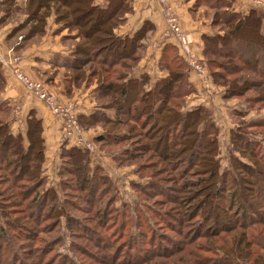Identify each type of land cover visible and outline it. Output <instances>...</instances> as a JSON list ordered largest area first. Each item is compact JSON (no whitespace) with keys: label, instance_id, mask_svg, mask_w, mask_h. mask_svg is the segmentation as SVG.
I'll use <instances>...</instances> for the list:
<instances>
[{"label":"rangeland","instance_id":"1","mask_svg":"<svg viewBox=\"0 0 264 264\" xmlns=\"http://www.w3.org/2000/svg\"><path fill=\"white\" fill-rule=\"evenodd\" d=\"M35 1L0 0V32L2 28L12 27L10 37L6 39L11 51L17 54L12 67L26 76L29 75L18 67L23 48L15 50L14 46L23 41V35L39 27L41 18L45 19L42 23L45 30L30 34L24 45L27 47L42 41L49 28L51 34L59 38L62 48L71 51L69 54L74 59L79 63L86 61L82 68L76 70L64 66L62 61L66 56L58 54L56 61L59 62L52 67L54 75L61 73L65 77L66 90L83 93L91 88V97L95 91L92 87L98 89L101 83L118 81V74L136 68L146 58L147 48L157 44L153 39L156 27L149 20L151 26L145 38L137 42L136 54L131 55L133 59L113 56V48L110 51V47L99 48L97 53L101 58L103 55L109 59L115 57L113 59L118 62L113 65L108 79L88 78V69L101 67L102 61H92V54L75 53L76 45L83 38L78 27L82 33L89 24L82 22L75 27L71 21L74 23L75 17L84 10L73 1L64 2V5L59 3L61 9L58 11L59 5L50 3V8L40 7L38 16L36 13L27 22V27L16 32L15 28L26 19L25 13H34L35 9L30 10L29 7ZM102 1L106 7L111 2H118ZM122 1L124 9L110 19L111 23L119 20L117 17L125 18L119 25L120 30L127 29L138 20L131 16L135 0ZM167 1L178 15L175 1ZM177 1L184 4V0ZM252 1L257 8H245L236 0H194L189 11L194 19L205 20L212 25L216 31L211 34L213 36L228 30L220 21L230 16L232 11V14H239L238 20L256 9L255 12L263 17L260 29L264 33V0ZM58 15L62 16L61 20H58ZM117 35L124 36L122 33ZM190 49L202 64V72L198 74L201 86L196 76L193 78L196 83L189 80L186 63L175 69V73L183 69L185 72L173 83L179 97L167 103L161 114L170 115L171 108L179 113L201 108V114L192 126L181 131L185 125L178 122L175 127L183 128L180 131L172 129L171 138H168L165 129L156 127V124L151 126L152 115L147 124L140 125L144 115L156 106L146 99L134 102L130 108L133 114L143 111L138 122L123 113L127 125L110 124L104 119L86 122L79 118L77 110H73L67 121L72 116L76 124L70 123L72 127L68 130L71 131L70 138L78 139L79 144L67 148H75L71 153H66L64 148L50 161L44 153L42 168L37 169L36 174L35 169L30 171L36 177L27 174L23 179L17 177V180L15 174L18 170H10L5 162H0V227L6 228L4 236L0 237V264L259 263L257 258L259 255L264 257V248L249 241L247 234L264 244V43L256 45L253 41L233 38L224 50L227 53L230 49L235 51L233 57L215 52L208 43L203 51L204 60L192 47ZM166 53L162 56L165 62L179 54L175 49ZM136 55L138 58L135 60ZM176 63L182 65L183 61L176 60ZM84 73V78H76ZM33 79L44 83L60 104L75 106L71 101L61 102L55 86L45 77ZM232 82H240L241 85ZM147 84L148 80L144 87ZM244 84L246 88H240ZM106 99L110 96L100 99L107 104L101 105L98 99L95 104L105 109H115L117 103L123 105ZM55 115L65 121L61 130L64 137L66 117ZM8 116L9 112L2 105L0 120L4 121ZM166 122L158 124L165 126ZM41 130L43 135V124ZM198 130L203 133L201 143H197L199 139L194 132ZM179 132H185L187 137L181 135L177 145L170 146L173 136ZM101 134L102 137H98ZM192 150H196L195 153L190 152ZM211 165L216 169L214 176L209 174ZM202 177L206 180L200 184L198 180ZM13 179L18 181L16 186L12 184ZM37 180L41 184L35 192L24 195L23 191ZM237 187L242 190L243 201L252 202L249 210H245L247 212L236 207L238 202L230 207L232 197L229 192ZM218 189L225 193L224 197L216 195ZM238 222L248 226L241 229ZM240 233L247 234L240 238ZM259 264H264V261Z\"/></svg>","mask_w":264,"mask_h":264},{"label":"trees","instance_id":"2","mask_svg":"<svg viewBox=\"0 0 264 264\" xmlns=\"http://www.w3.org/2000/svg\"><path fill=\"white\" fill-rule=\"evenodd\" d=\"M71 1L76 2L77 5L80 6L79 8L84 10L82 11L81 14L75 17L74 23L72 21L71 23L76 25L75 27H77L78 25H81L82 22H87V24H89L88 29H84L82 33H81L82 30L80 31V27H78L80 35H82L83 38L82 40H80V43L76 45L75 53L82 52V54L87 55V56H90L92 54L94 56V59H92V61L96 62V60L98 59H99V62L102 61L100 62L101 67L100 66L97 68L92 67V69L90 67L88 69L89 71L88 78L90 76H98L99 80L108 79L109 73L113 71V65L118 62L114 60L113 58L129 57L130 59H133L131 55L134 54L136 52V49L138 48L137 42L140 41V39L145 38L144 36L146 35L147 30H149L151 26V23L145 22L143 26L140 29H138L136 32L127 33V34H124V36L117 35L115 33V29L119 27V25L125 20V18L117 17L119 18V20L117 19L115 21H112L113 23L112 22L110 23L111 21L110 19L116 12L124 9V6H125L124 1L118 0L117 3L111 2L109 4V7H103L102 4H97L95 3L94 0H50V1L36 0L34 4L32 5L30 4V7H29V9L30 8L35 9L34 13H31V12L25 13L26 19H24V21H22L20 25L15 28L16 32L18 30L23 29L24 27H27V24H28L27 22L31 20L32 17L35 16L36 13L38 16L40 7L44 8L47 6L48 8H50V3L56 2L59 5L58 9L56 8L58 11L59 9H61L60 4L64 5V2H71ZM33 5L34 7H32ZM255 11L256 9H253L252 11H250V13H248V15L247 14H245L244 16L242 15L241 18L238 20H237V17L239 15L238 13L232 14L233 12L232 11L230 13V16H226V17L224 14L225 18L224 19L222 18L223 20L220 21V23L225 24L228 30H225L223 34H216L213 36L206 35L204 37V41L206 44L205 47L208 46V43H210L215 52H219L220 54L222 53L225 54L227 53V51L226 52L224 51L225 46H228V42L231 41V39L233 38H239V39L243 38L246 41H253L254 43H256V45L257 43H264V33H262L260 29L261 28L260 24H261L263 17L262 15H258ZM46 12L48 13L49 11H46ZM61 18L62 16L58 15V20L59 19L61 20ZM44 20H45L44 18L43 19L41 18V21L39 20L40 22L39 27L30 31V34H35V33H38L39 31L41 32L45 30L46 26L42 25ZM91 22L92 24H90ZM42 27L44 28L42 29ZM30 34L23 35L22 36L23 43L22 42L16 43L14 46V49L19 50V49L24 48L26 46L24 45L25 43L24 40L29 38L31 36ZM99 48L100 49L109 48V50L113 48V50L112 51L110 50V51L115 57L112 58L110 56L112 59L111 58L109 59V57H105V55H103L101 58V55H99L100 53H97ZM230 50L226 55L228 57L232 55L235 56V51L232 52V49ZM205 51H207V48L205 49ZM134 58L136 60L138 56L136 55L134 56ZM176 60L183 61V64L182 65L177 64ZM81 61L79 63L76 59H74L72 62V68H77L76 70H78L79 68H82L86 61L84 60H81ZM171 61L165 62V60L164 61L162 60L163 66L162 64L161 66L165 68L166 70H168L169 74L165 78L158 79L155 85L149 90H147L144 87V82L146 80H149L150 78L149 75L144 74L146 76H143L142 78H136V77L134 78L130 76V74H132L133 72L132 67L128 68V69L131 68L132 69L131 71L130 70L128 72L123 71V73L118 74L119 75L118 81H114L110 83L108 82L101 83V85L98 86V89H96L97 94H98L97 99L99 100V103L101 105L107 104L104 102V100H100L101 99L100 96H102V98L110 96L111 100L115 101L116 103L117 101L119 103L122 102L123 105H120L118 103L117 105L115 104L114 106L116 110L115 119H111V118L109 119L107 118V116L103 114H99L95 118L98 120L104 119L107 121V123L114 124V125H118V124L127 125L126 124L127 119H124L123 117V113H124V114H127L131 120L138 122L139 120H141V116L139 115H142L141 113L143 111L139 110L138 112H136V114H133L132 111H130V108H133L134 102L136 104L138 101H143L146 99L148 101L154 102L156 106L152 107L151 111L148 114L144 115L145 119L142 120V123L140 122L141 123L140 125L147 124L149 117L152 115L154 119H152L151 126L156 124V127L158 126L161 129H165V134L168 135V138H171L170 133L172 132V129L175 128L176 131H180V128H183L182 126L185 125V127L181 129V131H183L187 127L192 126L195 123V118L199 117V114H201L199 112L201 108H198V109L196 108L193 111L189 110L187 112L181 111L180 113L174 112L173 111L174 109L171 108L169 109L171 111L170 115L161 114V110L162 109L164 110L166 108L167 103L174 102L176 101L177 97H179V95L176 94L177 92L175 93L174 91L173 83L176 81L177 77L183 76V74H185V72L183 73L184 69L183 71H179L175 73V69L180 68V67L182 68V66L186 63V61L184 62L183 58H181L179 55H176V58L175 59L171 58ZM131 64L129 63V66H132ZM186 66H187V63H186ZM226 69H229L228 72H233L230 68H226ZM254 69H256V67ZM84 76H85V73L82 76L77 75L76 78H79V77L84 78ZM232 84L241 85L240 82H232ZM246 86L247 85L244 84L243 86H240V88H246ZM233 90H234L233 92H236L235 89ZM238 91H241V90L238 89ZM110 99H106V101H109ZM109 103H112V102L110 101ZM84 121L90 122V120H84ZM163 121H167L165 126L163 125L161 126L160 124H158L160 122L162 124ZM178 122H182L181 127H178V125L175 127V125ZM41 128H42V121L39 117L35 115L34 116L31 115V117L28 118L27 129L25 131V134L21 132L18 134L12 133L9 123L6 122L5 120L4 121L0 120V152H2L0 154V162H5L7 168H9L10 170H13V169L18 170V173L15 174L16 180H17V177L19 179L20 178L23 179V177L27 176V174L29 177H36L35 175L36 174L35 172H37L36 170L41 169L45 162V158H44L45 146L43 142L44 138L41 133L42 131ZM133 128H135V126ZM185 132H182V133L179 132L180 133L179 135L173 136V142H172V145L170 146L177 145L178 138L181 137V135H183V137L186 138L187 136H185L186 135L184 134ZM194 132L195 134H197L196 138L199 139V140L196 139L198 141L197 143H201L200 139H202L201 136L203 135V133H201V131L199 130L197 132L196 131ZM26 137H27V141H26ZM98 137L101 138L102 134ZM73 149L71 148L67 149L66 153H71ZM195 151L196 150L194 151L192 150L190 152L195 153ZM211 166L212 168L209 170V174H212V176H214L216 174V169L213 168L215 166L213 165ZM32 169H35L34 170L35 174L32 173L33 175L30 174V171ZM39 179H42V177ZM205 180L206 178L202 177L201 179L198 180V182L201 184ZM17 182L18 181H15L13 179L12 181L13 186H16ZM40 184H41L40 180H37L32 185L27 187V189L24 188L26 191H23V194L26 195V194L34 193L35 189L38 186H40ZM48 189L50 188L48 187ZM229 193L232 197L231 205H230L231 208H233L235 204L238 202L236 204V207L237 206L240 207L242 209V212L243 211L247 212L245 210H249L248 206H251L252 202L251 201L245 202V200L243 201L244 198L242 195V190L240 188L237 187L236 189H234L233 191H230ZM217 194L221 197H224L225 193L223 194L222 191L218 189L216 195ZM39 201L41 200L39 199ZM207 202L209 203V200H207ZM215 204L216 203L214 202V205ZM213 206L210 208H213ZM36 208H37L36 210H38V207ZM256 225L257 224L253 225V227H256ZM238 226L242 229V228L247 227L248 225L244 223L243 224L239 223ZM5 232H6L5 226H1L0 227V237L4 236ZM245 234L247 233H240L239 237L241 238L243 236L244 238V236H246ZM247 236L248 238H250L249 241H251L253 244L257 246L260 245L262 248H264V244L261 242L260 239H256L255 237H252L251 235H248V234ZM213 243H216V242L213 241ZM248 252L250 251L248 250ZM263 258L264 257L259 255V257L257 258L259 263L261 261L262 262L264 261L262 260Z\"/></svg>","mask_w":264,"mask_h":264},{"label":"crops","instance_id":"3","mask_svg":"<svg viewBox=\"0 0 264 264\" xmlns=\"http://www.w3.org/2000/svg\"><path fill=\"white\" fill-rule=\"evenodd\" d=\"M174 5L176 6V11L180 16V22L182 26L189 32V38L191 41V47L197 55L204 60L203 51L205 49L204 37L206 35H211L216 31L212 25L208 24L207 21H199L194 19L191 15L189 9L194 0H184V4L181 1L174 0ZM237 3H242L244 7L248 8H257L258 6L252 0H236ZM104 1H98V4H102L103 7H106L103 4ZM137 17L138 20L134 24H130L127 29L120 30L119 27L115 29V33L127 34L131 32H136L140 29L145 22L152 21L156 27V30L153 35V39L157 41V44L149 46L146 51V58H143L139 65L133 68L132 74L130 76L136 78H142L149 75L148 84L145 87L147 90L151 89L158 79L165 78L169 73L168 70L159 64L161 62L163 54L167 51L172 52L175 49L178 55L181 58H184L189 68L188 75L192 83H196V79L199 81L201 86V77L199 73L192 68L187 56L184 51L181 49L180 42L173 37H167L165 31L167 29L166 16L162 9L161 4L158 0H135L133 1V15ZM129 18V17H128ZM12 28V27H11ZM11 28H2L0 32V107L5 106L9 112L8 118L5 120L9 123L11 132L14 134L23 133L27 129V120L29 117L37 116L41 119L44 132V146L45 154L47 161H50L53 156H57L63 148L67 149L70 146L79 144L78 139L69 138L66 139L63 137L62 127L64 124V119L53 114L45 102L38 97L34 96L29 92L23 84L16 79L13 70V58L15 51H11V48L6 42V39L10 37ZM47 33L43 37L42 41H39L37 44L31 46H25L21 50L19 57L21 59L18 67L21 70L29 75L31 78L45 77L48 81L52 82V85L55 86V90L58 93V98L61 102L71 101L75 106L74 109L77 110L78 116L84 120L94 121L97 115L103 114L107 118L115 119L116 110L115 109H105L103 106L95 104L97 102L98 94L96 91L97 87H92L95 91L91 97L89 90L84 91L83 93L76 92L77 90H66L63 75L56 74L54 75L55 64H58L57 55H65L66 59L62 61L64 66L72 67L73 57L69 54L71 51H66L62 48L60 40L57 36L51 34L49 28H47ZM167 54V53H166ZM186 58V59H185ZM162 64V63H161ZM126 81V80H125ZM74 86H77L75 81ZM210 83V82H209ZM84 86V85H83ZM82 86V87H83ZM80 89V88H79ZM101 99L102 96H100ZM34 114V115H33ZM62 153V152H61Z\"/></svg>","mask_w":264,"mask_h":264},{"label":"built area","instance_id":"4","mask_svg":"<svg viewBox=\"0 0 264 264\" xmlns=\"http://www.w3.org/2000/svg\"><path fill=\"white\" fill-rule=\"evenodd\" d=\"M158 1L161 4L166 16L167 29L165 31V35L167 37L173 36L178 40V42H180L181 49L186 54L187 60L189 61L192 68H194L198 73H201L202 64L194 57L190 49L191 40L189 38V34H187V32L182 28L177 13L173 10L167 0ZM12 70L15 77L24 83L26 89L31 92V94L43 100L53 113L64 115L66 117V130L64 137L67 139L70 138L71 131L68 130L72 127L70 123L76 124V122L73 120L72 116L69 117L68 121L67 118L68 114H72L73 110H75L74 107L72 105L60 104L52 91L41 81H37L29 76L24 75L22 72L18 71L17 68H13Z\"/></svg>","mask_w":264,"mask_h":264}]
</instances>
